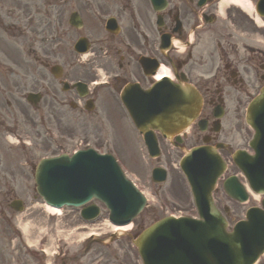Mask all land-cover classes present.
Masks as SVG:
<instances>
[{
	"label": "flooded vegetation",
	"instance_id": "1",
	"mask_svg": "<svg viewBox=\"0 0 264 264\" xmlns=\"http://www.w3.org/2000/svg\"><path fill=\"white\" fill-rule=\"evenodd\" d=\"M212 2L165 0L158 12L148 0H0V150L7 135L16 134L42 157L66 153L61 136L72 141L78 112L118 110L120 93L149 89L153 66L160 64L174 83L188 82L206 97L181 139L156 138L167 163L198 145L223 148L225 157L231 149L248 151L251 133L228 116H215L218 104L225 109L224 98L236 101L237 112L264 86V51L248 46L260 33L237 10L219 18ZM80 44L86 55L77 54ZM100 81L108 87L90 89ZM226 174L215 192L221 208L237 204L222 190L237 174ZM232 210L228 223L242 215Z\"/></svg>",
	"mask_w": 264,
	"mask_h": 264
},
{
	"label": "rangeland",
	"instance_id": "2",
	"mask_svg": "<svg viewBox=\"0 0 264 264\" xmlns=\"http://www.w3.org/2000/svg\"><path fill=\"white\" fill-rule=\"evenodd\" d=\"M117 111L118 110L116 109L111 110L108 115L101 110L95 111L93 115H84L81 117L83 118L82 122L92 123L98 121L100 117L108 116V118H110V120L107 119L108 121L113 120L108 130L110 133H113V139L114 142H116L114 132L116 129L119 131L124 129L120 117L121 114H118ZM119 122H121V124H119ZM90 134L91 132H88L85 127L78 126L77 137L83 138L82 142L88 141V139H90ZM101 136H103V134L97 135L99 138ZM125 136L126 150L122 147H115V149L118 151V160L123 165L127 176L134 180L143 192L149 195L148 208L144 211L141 217L135 221V227H143V225L150 224L147 222L148 220L155 219L162 215V213H157L156 216L153 215V212L151 213V210L154 211L158 209V205L154 197L155 190L152 191L150 189L151 187L146 182V174L149 166L145 165L144 160H138L134 157L133 152L136 150L133 146L132 138L129 136V133ZM26 141H28V139H25V142ZM82 142L81 145L83 146L84 143ZM25 147L26 148L22 149L13 141L12 150L4 151L1 154L4 165L0 164V183H7L8 188L0 186V189H4L0 191V264H46L47 259L40 257L39 259L41 262H39L37 260L38 258H32L28 251L38 254L36 248L42 249L46 247L50 241L52 248L56 251L62 249L64 254L69 256L80 254L82 251V240L81 238H76V236L80 233H86L87 229L80 228L81 224L79 223L75 211L63 209L59 212H49L43 206L41 200L38 198L35 199L30 171L27 168H24L23 171H21L18 164H21L26 160L35 162L38 160L40 153L33 152L30 146ZM2 171H4V173H2ZM172 179L173 181L169 188V193L172 196V199L169 198L168 200H165V198H163L161 200H164L167 203L174 201L177 206L172 204L171 206H168L165 211L171 214L180 211L183 214L193 215L192 211H188L189 205L186 202L187 199L184 197L183 190L180 188L182 193L180 197L174 195L175 191L179 189L178 181H180V179H176L175 174ZM167 187L168 185L162 186L164 189ZM172 191L174 193H172ZM13 200H20L23 203L24 211L22 213H16L9 208L8 204ZM250 205H252V202ZM241 208L243 209L244 207ZM105 216H107L106 212H102V217ZM150 216L152 218H150ZM21 226H25L29 229L30 237L38 236L40 241L38 246L29 247L27 245ZM119 245L124 247L123 242H120ZM113 246L115 245L113 244L112 247ZM91 250V254H89L90 259L84 258L82 260L84 263L82 264H105L112 262L113 257L116 256L115 253L98 247H92ZM125 254L127 256L124 259L123 264H138V257L135 253L129 251L125 252ZM81 258L82 256L79 257V261ZM55 261L54 258L50 263L54 264L56 263Z\"/></svg>",
	"mask_w": 264,
	"mask_h": 264
},
{
	"label": "water",
	"instance_id": "3",
	"mask_svg": "<svg viewBox=\"0 0 264 264\" xmlns=\"http://www.w3.org/2000/svg\"><path fill=\"white\" fill-rule=\"evenodd\" d=\"M259 103L260 101L257 105ZM54 164L59 166V171L54 172ZM106 164L105 160L91 153L77 154L71 160L63 158L59 159V162H44L41 165V173L35 176L37 191L48 203L58 205L72 203L79 206L93 197H99L107 203L111 216L118 220L121 212L118 198L122 196L125 204L126 198L133 199L136 194L120 176L117 182L110 180L112 177L104 170ZM87 178L89 180L83 182ZM133 201H128L127 206L132 205ZM210 210L215 215L212 206ZM195 224L166 220L145 231L134 243L144 264H194L195 260L203 264L201 255H205L204 251L214 239H209L210 232L208 234ZM176 249H183L187 256L183 257ZM233 249L236 250L237 247L234 246ZM163 257H167L166 260H163ZM172 258L176 261L172 262Z\"/></svg>",
	"mask_w": 264,
	"mask_h": 264
},
{
	"label": "bare ground",
	"instance_id": "4",
	"mask_svg": "<svg viewBox=\"0 0 264 264\" xmlns=\"http://www.w3.org/2000/svg\"><path fill=\"white\" fill-rule=\"evenodd\" d=\"M228 4L236 5L237 7H241L242 9H245L246 12H250L248 6H246V2H244L243 0L224 1V2L221 3L220 8L223 9V7H225V6L228 5ZM162 75H163V73H160L159 75H157L156 78L158 79V78H160ZM254 199H255V201L258 200V198H257L256 196L254 197ZM46 210H48L49 212H53V213L56 212V210L51 209V208H48V207L46 208ZM21 228H22V230H23V234H24V236H25V238H26L27 244H28L29 246H36V245L38 244V242H39L38 236L30 237V236H29V229L26 228L25 226H21ZM108 229H109L110 231L124 232V231H126V230L128 229V227L121 228V229H116V228L110 227V226H108V225H106V224H103V225H101L99 228H96L95 230H91V231L89 232V234H90V233H96V232H98V231H100V232H102V231H106V230H108ZM84 235H85V234H81V235L77 236L76 238H82V237H84ZM85 236H86V235H85ZM50 243H51V242H49L48 246H50Z\"/></svg>",
	"mask_w": 264,
	"mask_h": 264
}]
</instances>
